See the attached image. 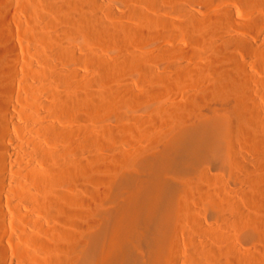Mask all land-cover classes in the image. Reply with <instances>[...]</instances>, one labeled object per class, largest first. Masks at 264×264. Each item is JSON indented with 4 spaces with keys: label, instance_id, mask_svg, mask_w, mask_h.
<instances>
[{
    "label": "bare ground",
    "instance_id": "1",
    "mask_svg": "<svg viewBox=\"0 0 264 264\" xmlns=\"http://www.w3.org/2000/svg\"><path fill=\"white\" fill-rule=\"evenodd\" d=\"M244 1L248 5H246L247 7L253 3L264 4V0ZM54 3L52 5L55 7L56 13L71 10V13L67 12L69 14H66L67 17L62 20L64 23H60V26L65 28L63 36L66 38H59V34H55V32H52V34L54 33L53 36L50 30V32L48 31L50 34L40 35L39 33L37 40L40 41L41 45L45 43L47 46L50 45L49 47H54L55 51L53 52H55V58L59 65H54L51 56L43 55L41 65L35 69V75L39 80H45L50 85L49 89L42 87L40 81L35 86L32 85L22 72L21 75L26 80L24 86L21 87L20 100L18 98L22 103L17 104L18 101H15L18 106L16 116L22 114L26 124V126L17 127L20 131L22 130L21 132L25 131V143L21 142L20 148L24 153L23 162H26L23 169H21L25 182L20 184L23 191H18V198L32 207L30 210L27 209V212L24 207L18 209L19 215L16 218L15 225L17 232L15 231L16 233L14 232L12 237L16 239L17 243H20V240L28 241L31 246L28 243H20L21 246L15 244L17 247H15L16 251L14 252L18 254V263H16L177 264L172 259V250L169 246L173 242V236L177 230L172 214L176 213L179 196L182 189L186 187V177L189 178L188 180H198L201 190L206 185L202 183L203 181L205 182L209 178L208 181L213 180L207 176L203 166L208 158L219 149V146L228 140L226 133L243 135L244 140L247 142V148L252 146L263 152L261 149L264 147V130L260 131L256 125L259 119L257 117L259 115L257 114L258 110H255V104L250 100L251 98H246L238 93L239 87L234 81V72L223 71L219 73L218 88L222 89L225 95L232 98L234 104L230 108L216 109L209 114L210 116L199 115L191 119L184 117L173 107L161 110V112H157L158 116L169 121L172 128L167 129L166 132L158 136H151L152 134L146 136L145 141L142 140V143L144 141L143 144L141 143L142 145L134 146L130 151H122L118 146L116 148L112 147L116 141H120L118 134L113 129L100 128L92 130L83 127L76 129L71 127L69 123L70 127H68L62 121L71 120V122L77 123L86 121V116H79L78 113L75 115L72 111L83 109L89 102H94L96 107L101 105L105 107V104L106 106L107 104L119 106L122 97L120 96V90L116 91L119 88L113 89L112 87L113 90L110 88L104 95L91 97L90 95L87 96L88 93H84L83 96L74 94L77 85L76 79H78L80 71L70 68L69 63L76 59L78 47L68 42L65 43V40L83 32L87 38L89 37L92 40V43L95 42L93 40H98L96 43H99V38L108 37L109 44L111 37L117 36V38L120 37L119 39L121 37L125 39L124 36L128 35L133 28L130 29L127 25L124 27L122 23H117V26L118 24L119 26L113 28L112 26L116 25L113 23V25L108 24L112 25L111 29L103 24L104 22L98 23L96 18L94 20L93 17H88L89 10H95L98 9L97 7L102 6V3L100 4L98 0H58ZM24 4L26 7L31 8L29 3ZM49 4L48 6H51ZM51 7H49L50 11L48 9L51 14H45L46 17H51L52 13L54 14L55 11L53 12ZM75 10L80 11L79 17L72 13ZM113 13L111 12L110 15ZM94 14L92 16L96 15ZM45 15H43L44 19ZM66 15L63 14L62 16ZM114 16L111 15V18H114ZM99 17L101 18V16H97V19ZM35 18L37 19L36 16ZM48 19L50 20V18ZM37 20L39 21V19ZM53 23H51L52 28L55 26ZM47 26L49 25L47 24ZM59 28L62 29L63 27L57 26V29ZM28 34L35 41L36 34L31 31ZM256 36L254 35V38L257 39L256 42H259V45L254 46V52L264 62V37L260 33ZM194 39L196 40V38ZM112 41L114 42V39ZM105 43L106 41L103 45ZM101 47L104 48L102 44ZM251 47L253 48V46ZM40 48L41 52L45 53L41 46ZM14 51L12 49L9 51L10 56H15ZM91 53H88V55L84 52L88 56H91ZM82 54H79L80 58L83 57ZM91 57L95 58L94 55ZM99 57L98 55L96 60L97 58L100 59ZM84 59L82 58L81 61ZM89 60H84L81 63H87ZM104 61L98 60V66L94 62L97 67L94 76L96 80H100L102 76L108 75L115 69L113 64H108L109 61L107 63L105 59ZM88 63H90L88 65H91V62ZM78 64L80 65V62ZM78 64L75 63V65ZM261 66L264 70V64ZM115 67L117 66L115 65ZM2 69L4 71L0 75V193L4 184V174L6 172L10 173L12 170L10 165L12 153L5 143L8 141L6 136L10 127L15 123V115L10 111V107L15 103H13L14 94L12 92L17 91L18 88L16 87V90L14 89L15 86L11 88V84L12 81L19 83L18 74L10 72L5 65ZM115 72L111 75H114ZM84 81L86 80L84 79ZM4 82H6V85H3ZM261 82L264 87V80ZM19 84L16 86H19ZM54 85L57 88L52 89ZM84 85L82 84V86ZM8 88H11L12 92ZM84 90H86L85 87ZM21 91L19 90V92ZM19 92L16 93L19 94ZM85 94L86 96H84ZM109 105L108 107L111 106ZM102 107L101 109H103ZM136 123H139V121ZM78 136L81 137L80 140L74 138ZM142 136L145 138V134ZM97 142L105 143V146L111 147L110 151H115L116 154L109 158L100 154L96 148ZM234 147L236 149V146ZM262 157L264 155L262 156L261 153ZM262 165H264V160ZM232 168L238 170L235 175L237 173V175H240V173L241 175L242 173L248 175L249 195L246 198L247 204H253L255 208L259 206L263 208L264 185L261 182L264 177L254 174L255 168L252 163L248 162L244 154L238 149L234 152ZM95 171H104L103 173L108 171L113 173V176L102 174L94 177L92 173ZM208 190L210 189L208 188ZM72 191H75V196H72ZM207 195L208 197L205 193L204 196L211 200V203L215 206L214 209L217 208L219 227L214 230H205L198 221L195 222L193 231L197 236H201L204 242L202 244L190 239L189 249L192 261L195 264H253L256 256L254 259L250 255L251 253L248 254L250 251L239 249L236 251L234 246L219 249L213 247V243L225 240L227 232L223 228L226 227L228 221V224H230L232 221V219L230 221V218L239 222L244 217L245 212L238 201L227 198L218 199L211 193H207ZM2 203L3 201L0 198V208ZM74 204L76 208H73L72 205ZM226 207L228 209L230 207L231 212H233L231 216L226 214V210H228L225 209ZM255 208L253 207V209ZM0 218H3L1 212ZM259 220L260 223L257 222L259 224L257 232L261 234L260 231L264 233V216ZM28 247L31 248L28 249ZM0 264H6L1 255Z\"/></svg>",
    "mask_w": 264,
    "mask_h": 264
},
{
    "label": "rangeland",
    "instance_id": "2",
    "mask_svg": "<svg viewBox=\"0 0 264 264\" xmlns=\"http://www.w3.org/2000/svg\"><path fill=\"white\" fill-rule=\"evenodd\" d=\"M57 1L0 0V75L4 71L2 69L3 65L8 67L13 74H18L20 84L17 81L15 83L12 81L13 85L11 84V88H13L12 86H15L14 89L17 87L18 92L19 90L21 91V87L26 83V80L21 75L22 72L32 85L35 86L40 81L42 87L49 89L50 85L45 80H39L35 75V69L41 65L43 55L51 56L54 65L56 64L57 66L59 63L56 61L55 52H53L55 51L54 47H49L50 45L47 46L45 43L41 45L37 37L39 33L40 35H44V33L53 35L54 33L52 34V32H55V34H59V38H66L63 36L65 28L60 26V23H64L62 20L71 13V10L56 13L53 5ZM26 2L31 5V8L26 7L24 4ZM98 2L102 3V6L97 7L98 9L95 10L101 14H97L94 9H91L88 11V17H93L94 20L96 18L98 23L104 22L103 24L109 28H111L113 23L114 25L116 24L112 26L113 28L119 26V24L117 26V23H122L124 27L127 25L133 30L129 31L128 35H126L127 37L124 36L125 39L123 37L119 39L120 37L117 38V36L109 37V44L107 41L108 37H101L99 38V43H96L98 40H93L95 42L92 43V40L89 37L87 38L83 32L65 40V43L68 42L78 47L76 51L80 55L83 53V57H81L85 58L84 60L93 58L87 63L83 62V64L81 62L84 60L81 61L82 58L76 53L78 56V58L76 56L77 60L75 59L69 63L70 68L80 71V77H77L80 80L76 79L77 85L74 89V94L83 96L84 93H88L87 96L90 95L91 97L104 95L112 87L113 89L119 88L116 91L120 90L121 95H119L122 100L119 106L112 104H110L111 106L109 104L106 106L105 104V107H102L103 105L96 107L94 102H89L90 104L86 105L87 108L83 107V109L72 111L75 115L78 113L79 116H86L85 122L79 121L77 123L67 120L62 121L63 124L65 123L68 127L71 126L76 129L79 127L92 130L100 128L113 129L118 134L120 141L118 139L119 142L116 141L112 147L116 148L118 146L122 151H130L132 147L139 144L142 145L147 138L146 136H150V134H152L151 136H158L166 132L167 129L172 128V124L169 121L163 120V118L158 116L157 112H161V110L173 107L184 117L191 119L199 115L210 116L209 114L216 109L230 108L234 102L231 97L224 94L225 92L222 89L218 88V82L219 73L233 71L234 81L239 87L238 93L246 98H251L250 100L255 104V110H258V112H254L259 114L255 115L260 119H258V124L256 125L260 131L264 130V87L261 82L264 80V70H262L263 67L261 66L264 62L254 52V46L259 45L254 35L256 36L260 33L264 37V4L253 3L247 7L248 5L245 4L244 0H98ZM48 4L53 8L48 6ZM49 7H51V10L53 9V12L55 11L54 14L52 13L53 16L51 15L52 18L54 17L53 19L47 16L50 20L45 15L51 14ZM108 12H114L111 14L112 17L115 15L114 18H111ZM72 13L78 15L76 17L80 15V11L77 10ZM63 14L67 15L62 16ZM92 14L95 16H92ZM43 15H45L46 20L48 19L47 21ZM97 16H101V18L97 19ZM35 21H38V24ZM35 23L37 27L36 25L34 26ZM51 23L55 24L56 28H54L55 26L52 28ZM254 23L259 24L255 25ZM57 26L63 28H59V30ZM46 30L47 32L51 30V32L47 33ZM29 31L36 34V42L28 34ZM36 31L38 32L36 33ZM113 39L114 42L112 41ZM105 41L108 46L103 45ZM100 43L104 48L101 47ZM40 46L46 54L43 51L41 52ZM109 46L112 47L109 48ZM11 49L16 53L15 56H10L9 51ZM84 52L87 54L92 52L91 56L94 55L95 58L88 56L89 54H84ZM95 53L97 54L95 55ZM98 55L102 61L104 59L106 63L109 61L108 64H113L115 68H112L113 71L108 73V75L102 76L100 80L94 78L97 69L96 65L98 60H100L98 58L96 60ZM86 57L89 58L86 59ZM79 58L80 60H78ZM79 62L80 65L78 64ZM88 62H91V65H88L90 64ZM75 63L78 65H75ZM62 66L64 67V65ZM113 72H115L114 75H111ZM82 78L87 82L84 79L82 82ZM251 80L253 81L251 82ZM16 83L20 87L16 86ZM81 83L83 85L86 83V85L82 86ZM3 85H6V82ZM82 87L83 89H81ZM84 87L86 90H84ZM11 88L8 89L12 92ZM55 88L57 87L54 85L52 89ZM17 91L12 92L14 94V96L12 95L13 103L17 100V104H21L19 97L22 91L19 94L16 93ZM15 94H17L16 97ZM15 104L16 102L10 107V111L15 115V121L13 120L15 123L10 127L7 134L8 137L6 136L8 141L5 143L12 153L10 160L12 170L10 173L6 172L4 174V184L0 193V198L3 201L0 208V212L3 215V218H0V255L6 264L18 263V254L14 252L16 251L15 247L17 246L15 244L17 241L12 237L16 231L18 209L24 207L27 212V209L30 210L32 208L30 204L24 203L18 198V191H23L20 184L25 182V179L21 169H23L26 162H23L24 153L20 148L22 145L20 143H25V131L21 132L22 130L20 131L17 127H23L26 124L22 114L16 116L18 106ZM91 105L92 107H90ZM116 107L118 108L116 109ZM137 121L139 123H136ZM144 134L145 138L142 136ZM226 137L228 140L219 146V149L208 158L203 166L207 176L213 180L210 182L208 181L210 180L209 178L207 181H203L202 183L206 185L205 187L202 186L203 190H201L198 180H188L189 178L186 177V187L182 189L179 196L176 204V213L172 214L177 230L174 233L173 242L169 246L172 250V259L177 264H195L191 259L189 241L194 239L202 244L204 242L202 237L197 236L193 231L195 222L198 221L205 230H214L219 227L217 208L214 209L215 206L207 198V193L213 194L218 199L227 198L238 201L245 212L244 217L239 222L230 218V221L231 219L232 221L230 224H228L229 221L227 223L230 227L226 224V227L223 228L224 226L222 225L224 231L226 230L227 232H225V240L219 241L220 244L218 242L213 243V247L219 249L221 247L234 246L236 251L238 249L250 251L248 254L251 253L250 255L253 258L256 256L257 259L254 258L253 264H264V233L263 231L259 232L261 234L257 232L258 223H260L259 218L264 216V207L255 208L253 204H247L246 198L249 195L248 175L244 173L241 175L240 172V175H237L238 173L235 175L238 170L232 168L234 152L238 149L244 154L247 161L252 163L255 168L254 174L264 177V165H262L264 157L261 158V153L262 156L264 155V147L261 149L263 152L252 146L247 145V148L244 136L239 133L235 135L226 133ZM74 138H77L76 140L81 139L80 136ZM142 140H144L143 143ZM234 146H236V149ZM96 148L100 154L108 158L116 154L115 151H110L111 147L105 146V143L102 142H97ZM103 172L95 171L92 176L95 177L102 174L113 176L111 172ZM261 183L264 185V178ZM208 188L210 190L207 191ZM223 188L225 189L223 190ZM74 192L72 191V196H75ZM205 193L207 197L204 196ZM72 206L76 208L75 204ZM225 209H228V207ZM232 213L229 207L226 210V214L231 216ZM31 215L33 214L31 213ZM20 243L27 244L28 241L20 240ZM20 243L17 244L21 246L22 244ZM28 244L31 246L30 243Z\"/></svg>",
    "mask_w": 264,
    "mask_h": 264
}]
</instances>
